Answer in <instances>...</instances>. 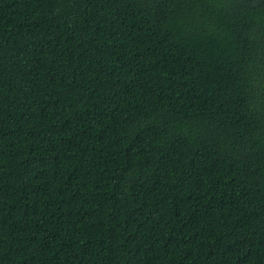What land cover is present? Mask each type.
Wrapping results in <instances>:
<instances>
[{
    "label": "trees",
    "instance_id": "16d2710c",
    "mask_svg": "<svg viewBox=\"0 0 264 264\" xmlns=\"http://www.w3.org/2000/svg\"><path fill=\"white\" fill-rule=\"evenodd\" d=\"M0 264H264V0H0Z\"/></svg>",
    "mask_w": 264,
    "mask_h": 264
}]
</instances>
